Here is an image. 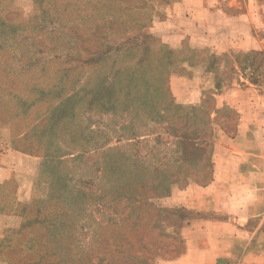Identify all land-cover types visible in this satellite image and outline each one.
Returning a JSON list of instances; mask_svg holds the SVG:
<instances>
[{"label":"rangeland","instance_id":"1","mask_svg":"<svg viewBox=\"0 0 264 264\" xmlns=\"http://www.w3.org/2000/svg\"><path fill=\"white\" fill-rule=\"evenodd\" d=\"M164 6L0 0V122L46 156L25 185H0V264H165L183 254L166 198L209 179L215 95L239 73L262 86L264 54L253 74L241 55L192 48L175 29L157 31ZM224 117L236 121L232 110Z\"/></svg>","mask_w":264,"mask_h":264},{"label":"crops","instance_id":"2","mask_svg":"<svg viewBox=\"0 0 264 264\" xmlns=\"http://www.w3.org/2000/svg\"><path fill=\"white\" fill-rule=\"evenodd\" d=\"M164 4L157 31L175 29L188 37L192 48H205L212 56L241 55L240 64L257 74L254 55L264 54V0ZM239 74L235 85L215 95L209 179H192L166 198L183 254L165 264H264V76L261 86ZM225 109L236 115L231 125ZM27 135L0 122V185H25L26 176L36 178L42 171L46 156L21 148Z\"/></svg>","mask_w":264,"mask_h":264},{"label":"trees","instance_id":"3","mask_svg":"<svg viewBox=\"0 0 264 264\" xmlns=\"http://www.w3.org/2000/svg\"><path fill=\"white\" fill-rule=\"evenodd\" d=\"M196 146H199L198 144H196ZM201 146V145H200ZM197 154H200V153H202V150H198V149H196V151H195ZM111 173H112V170L110 171V175H111ZM110 175H107L108 177H109V180H110V178H112V176H110ZM116 178H117V175H116ZM110 185H112L111 184V181H109L108 183H107V185L106 186H110ZM79 193H80V191H78ZM82 192V191H81ZM131 205H134V204H131ZM106 206V205H105ZM104 206V207H105ZM102 210V208L100 207V209H97V212L98 213H100V212H102L101 211ZM96 211V210H95ZM50 221V220H49ZM83 228H85V227H83Z\"/></svg>","mask_w":264,"mask_h":264}]
</instances>
